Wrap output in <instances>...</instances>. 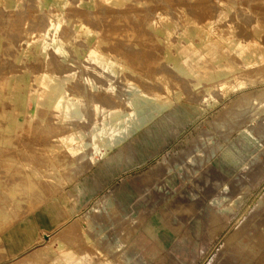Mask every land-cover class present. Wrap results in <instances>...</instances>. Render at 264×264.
I'll list each match as a JSON object with an SVG mask.
<instances>
[{
  "label": "bare ground",
  "instance_id": "1",
  "mask_svg": "<svg viewBox=\"0 0 264 264\" xmlns=\"http://www.w3.org/2000/svg\"><path fill=\"white\" fill-rule=\"evenodd\" d=\"M50 1H54L57 4L61 3V0ZM89 1H91L89 5L101 16L96 19L100 21H96L95 19V21H93V19H89L90 16L92 17V15H94L93 12H82L84 17L87 18V23H91V20L93 21L90 25V30L86 28H82L81 30L82 32L86 31L84 33L85 37L83 36L85 40L84 44L81 43V45L87 49L83 60L78 61L73 58L74 53L72 54L71 50L66 46V39L63 38L61 34L58 35L60 25L51 20L50 23L46 25V28L44 27L45 30L43 28L44 31L39 34L37 39L39 55L41 56L39 70H35L29 83L16 82L17 84L11 97L13 107L9 104L6 105V102H4L5 100L3 101L4 104L2 103V106H0V157L10 160L9 163L6 162V164L0 162V167L2 163L4 167V169H0V172L3 171L4 173V175L0 174V227L3 226L2 230L14 220L19 219L23 206H21V208L18 207L24 200H27L25 196L34 194L35 192L38 193V191L41 190L45 191V189L47 194H53L52 192L68 184L72 177L69 176L68 178V176H66L68 175L66 170L70 167V163L72 162L71 158L75 154L83 152L87 146H93L96 149V151L91 154L90 158L92 161H89L91 164H94L99 160V158L93 156L97 152V149L100 150V157H104L113 150V148L125 142L127 139L132 138L136 132L152 123L159 115L166 112L175 114L180 107H184L187 111H190V114H193L198 108L194 106L195 108L193 109V107L187 104L178 105L177 102L182 95V90L178 89L174 91L171 86H169L168 80L163 78L164 75H160L161 73H169V71L170 73L175 72L176 76L178 75V77L175 78L176 83H178L179 78H181L182 82L191 81L195 86L208 85L209 87L205 88L207 93L204 97V102L208 104V99L213 97V92L216 90H219L221 93L223 92V94H227L231 91L241 90L246 86V78L242 76L243 73L239 72V69L256 66L261 72L264 70V49L259 46L258 37H253V43L249 44L235 37L234 34H231V31L230 33H224L220 28L222 24L219 26L215 24L213 20L214 16L210 12L212 5H208L211 6L208 7L209 13H207V8L204 11L205 15L203 17L209 16L208 19H205L208 20L206 21V25L201 26L197 24L192 20L189 14L182 16L183 19L181 20L171 21L168 17H161V13H157L156 16L159 18L157 19L159 23L154 24L150 22L148 25V33H146L147 30L142 32V29H144L143 27L140 29L142 37L139 35V37L137 36L136 38H128V36H125V33H123L124 35L118 33L121 36H114L119 29V26L116 25L121 22H128L130 16L132 17V15H135V9H137V3H140V0ZM257 1L264 3V0H256V2ZM42 2L46 4L45 0ZM259 2L258 5H260ZM170 5L172 7V3ZM189 5L186 4L185 6L187 7ZM194 5L197 6L196 4ZM205 5V7H207V4ZM256 5L257 4H255V6ZM32 6L33 5H31L30 8H32ZM176 7L175 5V10ZM156 8L158 7L156 6ZM252 8L250 10L254 12ZM163 11H165V9H163ZM215 11L213 13L214 15H216L215 13L217 12ZM30 12L29 14L26 12V17L29 15L32 19L35 15L32 16L33 14H30ZM141 12L145 14L143 11ZM179 12L182 13L180 9ZM223 13L224 12L219 15L217 14L219 19L224 17ZM14 14L15 13H13V15ZM174 14L175 13H173V15ZM9 15L10 14H8L7 17H13L12 13L10 16ZM19 15L22 16L23 14H18L17 16ZM68 15L69 13L67 16ZM136 15H138V11ZM192 15L194 14L192 13ZM242 15L244 14L242 13ZM138 16L136 18H138ZM143 16V19H140L141 23H143L142 20H144ZM152 16L155 15L153 14ZM211 17H213L212 20ZM250 17L252 18V15ZM17 18L21 19L20 17ZM196 18L198 17L196 16ZM253 18L255 17L253 16ZM29 19L30 17L27 20ZM40 19L38 18L37 20ZM44 19L46 20V18ZM132 19L133 18H130V21ZM150 19L152 18H149V20ZM22 20H24V18H22ZM42 20L43 19H41V21ZM135 20L133 19L132 22ZM44 22L46 23V21ZM135 22L137 26V21ZM247 22L248 21H245L243 24ZM4 23L7 26L8 22L6 23L5 21ZM40 24L39 26H41L42 29L44 23ZM122 24L125 25H123L124 28L127 27L126 23ZM230 24L232 25V23ZM10 25H12L11 22ZM133 25L136 28L135 23H133ZM142 25L145 26L146 23ZM225 25L226 24L223 26ZM16 26L18 25H13L14 28L10 26V31L15 29L16 32L19 28H16ZM178 26L181 27L178 28ZM249 26L251 25L249 24L248 27ZM130 27L131 29L134 28L133 26ZM228 27H230L228 29L232 28L231 26ZM27 28H29V26ZM31 28H29V30ZM62 29L64 30V28ZM239 29L238 27V30ZM36 30L40 31V28H35L33 32ZM119 30H121V28ZM244 30L245 28L243 31ZM178 31L179 36L173 41L172 34ZM239 31L241 32V29ZM252 31L255 35H260L261 33L260 27L256 25L253 26ZM61 32L62 31H60V33ZM102 32L106 33V35L107 33H114V35L112 36V34H110L111 36L108 35L106 37L101 35ZM245 32L246 31H244V33ZM3 33L4 32H2V34ZM67 33L68 31L66 30V34ZM72 33L74 34V32ZM156 33H159L162 37H155L156 39L152 38L151 34ZM16 34L17 32L13 34V36L15 35V37H12L14 40L17 38ZM19 34L21 35V33ZM237 36L239 37V35ZM22 37L20 38H26ZM10 38L11 37H9V40ZM246 38L244 39L247 40ZM249 38H252V36ZM145 39L146 42L144 41ZM17 43H15V45H17ZM138 45H140V47H137ZM5 48L7 47L5 46ZM5 48H3V50ZM161 49H165L166 53L165 55L159 56V53L157 54L155 52L158 50L161 52ZM230 50L234 51L238 56L239 64L230 63L227 58ZM82 52L83 51H78V55L82 54ZM8 54L9 51L7 55ZM12 56H14V52ZM3 60L1 61L3 62ZM211 62L212 64H210ZM8 65H10V69L11 67H16L13 66L12 62L9 63V61ZM9 67L5 68L4 66L5 69ZM0 69L4 70L1 67ZM10 69H8V72L6 70L4 72L1 70L2 73H0V79H4L2 88L5 87V96H7V87L10 85V80L13 77V75L10 76V74H7L10 73ZM90 70H92V72H89ZM14 72L16 71L14 70ZM22 74H24V72ZM24 76L25 75H21L20 78L23 80ZM117 76H120L121 82H124V88L122 90L117 89L118 87L115 85L114 79ZM216 80H218L217 83H209ZM161 82H163L162 86L159 85ZM26 87L28 89H26ZM121 91L123 95H121ZM239 99L240 98H238L237 101ZM88 104L91 109L89 113L87 110ZM229 106L227 107L228 109H230ZM137 116H139V118H136ZM88 120L90 121L88 122ZM122 120L130 121L132 129L125 130L123 126L118 130L117 127ZM87 138H89V140H87ZM91 140H93V142H91ZM7 156L12 157L8 158ZM189 160L192 159L190 158ZM54 179H56L58 183H55L56 181H54ZM174 181L171 179L168 183L169 186H174ZM48 182L51 183L50 186H47V184L49 185ZM44 193L45 192H42L40 194L43 196ZM238 200L239 199L236 198L233 203H236ZM214 202H219V199L217 198ZM105 205L112 210L116 204L113 198L109 197L105 201ZM218 205L221 211L229 209V204L223 205L219 202ZM7 209L10 211H7ZM5 214H8L9 218L5 217ZM5 218L8 220L7 223L4 220ZM123 240L122 237L117 235H113L112 237L110 235L108 244L111 247L114 246L113 250L117 252L120 247H123ZM92 246L95 247V245ZM0 248L3 250L1 244ZM94 250L96 253L93 254V264H111L107 258V254H105L103 250L97 248ZM100 257H103V259L99 260Z\"/></svg>",
  "mask_w": 264,
  "mask_h": 264
},
{
  "label": "rangeland",
  "instance_id": "2",
  "mask_svg": "<svg viewBox=\"0 0 264 264\" xmlns=\"http://www.w3.org/2000/svg\"><path fill=\"white\" fill-rule=\"evenodd\" d=\"M42 1L43 0H0V9L2 10V12L0 10V23L2 24H0V67L4 69H0V73H2L1 70L3 72L5 70L8 72V69H10L8 61L9 63L12 62L13 66H16L11 67V69H14H10V73H7L10 74V76L13 75L10 80V85L7 87V96H5V87L2 88L4 79H0V106H2V103L5 100L4 102H6V105L9 104L13 107L11 97L12 92L14 93V89L17 84L16 82L20 81L22 83H29L35 70H39V66L41 65L39 63V61H41V56L39 55L37 39L39 34L45 30L46 25H48L51 20L60 25L58 35L61 34L62 37L66 39V46H68L72 54L74 53L73 58L78 61H82L85 57L87 49L81 45V43L84 44L85 40L83 36L85 37L84 33L86 32H82L81 30L82 28L90 30L89 28L93 21L101 16L97 14V11L89 5L91 2L89 0H61V3L59 4L50 0H45L46 4H44ZM198 1L140 0V3H137L138 6L137 9H135V15H132V17L130 16V18H133L134 20L136 19L135 21H137V26L136 22H132L133 19L130 21L129 18L128 22L125 21L116 25L119 26V29L121 28V30L118 29L115 35L114 33H107L106 35L104 32H102L101 35L107 37L112 34V36L114 35L117 37L119 34L125 33V36H128V38H136L137 36L139 37V35L142 37V34L140 33L146 30V33H148V25L150 22H153L154 24L159 23L157 21V19H159L156 16L157 13H161V17L166 16L171 21L181 20L183 19L182 16L189 14V16L192 17V20L197 24L201 26L206 25V21L208 20L205 19H208L209 16H205L204 18V11L207 8V13H209L208 7L211 6L208 5H212L210 12L214 18L211 17V20L213 18L215 24L219 26H221V24L222 26L226 24L225 26L227 28L225 26L220 27L224 33H230L231 31V34H234L235 37L249 44H252L254 39L253 37L257 36L259 46L264 49V3L261 2L263 4L262 5L259 1L256 2V0ZM258 2L260 5H258ZM171 3L172 7L170 5ZM173 4L178 7H176V10L175 5ZM184 4L190 5L186 7ZM205 4H207V7H205ZM255 4L257 5L255 6ZM31 5H33L32 8H30ZM156 6L158 8H156ZM251 6L254 7L252 8ZM251 8L254 12L250 10ZM163 9H165V11H163ZM179 9L182 13L179 12ZM190 10L194 15H192ZM88 11L94 13L92 17H89V19H93V21H90L91 23H87V18H85L82 14V12L87 13ZM137 11L138 15L142 14L139 15L141 17L136 15ZM141 11H143L146 15ZM214 11L216 12V15L213 14ZM26 12H28V14L30 12V14H33L32 16L35 15V18L33 17L31 19V16L29 15L26 17ZM67 12L69 13L68 16ZM222 12H224V17L219 19L217 14H222ZM11 13L12 15L15 13L13 15L14 18L10 16ZM173 13L175 14L173 15ZM242 13L244 15H242ZM8 14H10V17H7ZM16 14H23L24 16H17ZM153 14L155 16H152ZM251 15L252 18L250 17ZM28 16L30 17L29 20H27L29 18ZM137 16L138 18H136ZM142 16L144 17V20H142L143 23H141L140 20L143 19ZM148 16L152 19L149 20ZM196 16L198 18H196ZM253 16L255 18H253ZM17 17H20L21 19ZM22 18L27 21L25 22ZM38 18L43 19V22L41 19L37 20ZM44 18H46V20ZM5 21L6 23L8 22L9 25L7 24L6 26L4 23ZM44 21H46V23ZM245 21L248 22L243 24ZM10 22L12 25H10ZM40 23L45 24L42 25V29L41 26H39ZM122 23H126L127 27L124 28L125 25ZM133 23H135L136 28ZM230 23H232V25ZM248 23L251 26L248 27ZM13 25H18L16 28L21 27L20 30L19 28L16 30V37H19L18 39L20 40V37L23 36L24 38L26 37L25 39H21L19 41L16 38V41V39L14 40V38H12L15 37L13 34L16 33L15 29L10 31V26H12V28L15 27H13ZM254 25L260 27V35H255L253 33L252 29ZM3 26L4 28L2 29ZM28 26L29 28H32L29 30V28H27ZM130 26L135 28H132L135 32ZM228 26H231L232 28L228 29L230 28ZM143 27L144 29H142ZM180 27L181 26H178V28ZM238 27L241 29V32L239 31L240 29L238 30ZM35 28H40V31L36 30L33 32ZM62 28H64L65 31ZM242 28H245L244 31H246V34ZM140 29L143 31L141 32ZM66 30L68 31L67 34ZM1 31L4 33L2 34ZM60 31H62L63 34L62 32L60 33ZM18 32L21 33V35ZM72 32H74V34ZM156 34H151L152 38L156 39L157 37H162L159 33ZM237 35H239V37ZM178 36L179 31L177 33H173V41L176 40ZM250 36H252V38H249ZM9 37H11V41L9 40ZM243 37H247V40ZM144 41L146 42V39ZM13 42L18 43L15 45ZM8 43H11L10 47ZM5 46L7 48H5ZM137 47H140V45ZM3 48L5 49L3 50ZM6 49H9L8 55V51ZM78 51L83 52L78 55ZM164 51L165 49H161V52L158 50L155 53H159V56L165 55L166 51ZM13 52L14 56H12ZM227 58L231 64H239L238 56L234 53V51L230 50ZM1 60H3V62ZM210 64H212V62ZM3 65L5 68H9L5 69ZM14 70L16 72H14ZM259 71L260 70H258L256 66L239 69V72L243 73L242 76L246 78V86L241 90L231 91L227 94H223V92L221 93L219 90H216L213 92V97L208 99V104L204 102V97L207 93L205 88L209 87L208 85L195 86L191 81L182 82L181 78H179L178 83H176L175 78L178 77V75L176 76L175 72L170 73L169 71V73L164 72L160 74L161 76L164 75L163 78L168 80L169 86H171L174 91L178 89L182 90V95L177 102L178 105L187 104L193 107V109L195 107L198 109L193 114H190V111H187L184 107L178 108V111L175 114L167 113V118L169 119L174 118L179 120L181 117L184 118L183 123L178 126L181 131L174 138L172 145L163 153L165 156L163 158V162L167 163V170L170 174L172 172V177H174V174L178 177L174 186H168L165 184L159 187V190L153 191L152 195H150L152 196L153 202L156 200L151 211L157 213L158 215H154L160 219V222L158 221L159 223H154L156 230L151 231L147 226L148 231H145L144 233L142 232L143 235L148 236V242L145 241V243L150 245L152 244L151 247H142L143 249L140 255L137 256L124 255L126 240L128 236L133 234V231H129V229L136 226L135 222H137L138 216H120V221H118L119 217L116 216L115 224H111L110 227L111 237L113 235H118L119 237L125 236L126 240H123L124 245L123 247H120L117 252H114V246H107L104 248L101 247L104 253L107 254V258L111 264H264V70H262V72ZM23 72L24 74H22ZM89 72H92V70ZM21 75H25L23 80L20 78ZM217 81L218 80L209 83H217ZM114 82L116 87H118L117 89L122 90L124 88V82H121L120 76L115 77ZM159 85L162 86L163 82L159 83ZM26 89L28 88L26 87ZM121 95H123L122 91ZM238 98L240 99L237 101ZM235 103L237 104L234 105ZM228 106L230 109L227 108ZM87 110L88 113L91 112L89 104L87 106ZM136 118H139V116ZM89 121L90 120H88V122ZM122 127L125 130H131V122L122 120L117 129L119 130V128ZM87 140H89V138H87ZM91 142H93V140H91ZM94 151H96L95 147L87 146L83 152H79L74 156L72 155V162L70 163L71 168L69 167L66 170V173L71 172V174H69L71 177L72 175H76L79 170H81L82 166L86 165L87 159L92 161L90 157ZM99 151L100 150L97 149V152L93 156L100 159L101 157ZM7 157L11 158L12 156ZM189 157L192 160H189ZM9 161L10 160L0 157V162H3L4 164H6V162L9 163ZM159 161L160 159L154 162L157 163ZM3 163L1 164L2 166L0 169H4ZM0 174L4 175L3 171H1ZM174 178L172 179L174 180ZM28 197H31V195L26 196V198ZM217 198L221 204H229V209L221 211L218 205L219 202H214ZM236 198L239 200L236 203H233ZM24 202H26V204L29 203L25 200ZM24 202H22L18 208H21ZM38 202L40 201L38 200ZM35 204H37L36 201ZM147 205L148 204L146 203V206ZM32 206L33 205H31V207ZM7 211L10 210L7 209ZM4 216L8 217V214H5ZM177 219L185 222L183 225L185 232L182 233L185 238L179 240H185V252L183 256L175 254L170 249H161L156 248L155 246L156 238L159 234L169 230V227H173L171 222L176 225ZM4 220L7 223V218ZM141 220L144 221L145 217L142 216ZM157 224L159 225L157 226ZM2 227L3 226L0 227V234ZM185 227H187L188 230H186ZM2 251L3 250L0 248V261ZM101 259H103V257L99 258V260Z\"/></svg>",
  "mask_w": 264,
  "mask_h": 264
},
{
  "label": "crops",
  "instance_id": "3",
  "mask_svg": "<svg viewBox=\"0 0 264 264\" xmlns=\"http://www.w3.org/2000/svg\"><path fill=\"white\" fill-rule=\"evenodd\" d=\"M167 116V112L159 115L96 163L91 164L87 159L86 165L72 175V180L53 194H47L46 189L29 194L31 197L26 200L29 203H23L19 219L1 231L0 264H93L94 249L109 246L110 227L115 224L116 216L118 221L120 216H138L136 226L129 229L133 234L127 240L120 236L126 240L124 255L137 256L142 247H151L152 244L145 243L148 236L143 233L148 227L156 230L154 223L160 219L151 211L156 200L153 202L150 195L178 177L176 174L172 177V172L167 170L163 153L181 131L178 126L184 118ZM67 174L69 178L71 172ZM42 192H45L43 196ZM109 197L116 204L112 210L105 205ZM171 223L173 227L159 234L155 246L183 256L185 240H179L185 238L182 234L185 222L177 219L176 225Z\"/></svg>",
  "mask_w": 264,
  "mask_h": 264
}]
</instances>
